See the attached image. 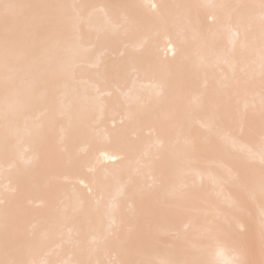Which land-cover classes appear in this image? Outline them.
I'll return each mask as SVG.
<instances>
[{
  "label": "snow or ice",
  "instance_id": "1",
  "mask_svg": "<svg viewBox=\"0 0 264 264\" xmlns=\"http://www.w3.org/2000/svg\"><path fill=\"white\" fill-rule=\"evenodd\" d=\"M104 136L133 159L68 181ZM0 175V264H264V0H0Z\"/></svg>",
  "mask_w": 264,
  "mask_h": 264
},
{
  "label": "bare ground",
  "instance_id": "2",
  "mask_svg": "<svg viewBox=\"0 0 264 264\" xmlns=\"http://www.w3.org/2000/svg\"><path fill=\"white\" fill-rule=\"evenodd\" d=\"M89 2L95 3H116L121 2V0H89ZM202 2H221V0H202ZM208 23L211 24V19L209 18ZM167 45V46H166ZM165 51L169 59L172 58L173 53L177 51L175 43L167 44L165 39H161L159 42V48L157 54L163 56ZM103 61L101 68L105 65L110 66L114 71H118L124 64L125 58L121 56V48L118 46H109L98 53ZM91 73H95L96 69L90 68L88 70ZM100 87H104L101 82ZM82 87H87V85H82ZM111 90V89H109ZM110 104L112 103V97L105 98ZM120 109L116 108L115 111H111L105 116V125L111 127L113 123H116L119 127L120 121ZM134 141L129 137L127 141L118 142L112 136L101 137L93 148V163L95 168L93 171H89L84 168L80 171L70 173L68 175V181L76 182L77 186L83 188L84 185H90L93 176L112 173L114 170L120 169L127 165L133 159V152L130 149V145ZM223 161V156L219 152L208 151L204 153L200 158H198L191 167L199 171L203 175V181L201 185V190L209 198H215L216 188L212 181L213 175H218L220 173V168L218 167ZM198 184H201L200 178L193 177ZM79 181H83V184H79ZM66 186L67 182H66ZM4 187L3 176L0 175V190ZM224 195H227V190H225ZM31 198L33 200L35 212L37 217L43 216L47 212V195L43 182L39 177H37L35 182V187L31 193Z\"/></svg>",
  "mask_w": 264,
  "mask_h": 264
}]
</instances>
